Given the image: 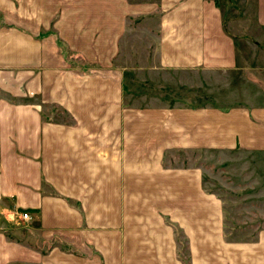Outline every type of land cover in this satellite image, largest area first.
I'll return each mask as SVG.
<instances>
[{
    "label": "crops",
    "instance_id": "0c3cea01",
    "mask_svg": "<svg viewBox=\"0 0 264 264\" xmlns=\"http://www.w3.org/2000/svg\"><path fill=\"white\" fill-rule=\"evenodd\" d=\"M43 1L0 10L42 12ZM67 2L32 34L0 23V221L17 229L0 232V264H184L177 231L187 264H264V218L232 221L202 167L207 155L243 156L245 192L228 208L263 207L264 104L147 102L174 83L184 93L245 83L250 56L217 0ZM256 11L264 42V0Z\"/></svg>",
    "mask_w": 264,
    "mask_h": 264
},
{
    "label": "rangeland",
    "instance_id": "374dc122",
    "mask_svg": "<svg viewBox=\"0 0 264 264\" xmlns=\"http://www.w3.org/2000/svg\"><path fill=\"white\" fill-rule=\"evenodd\" d=\"M15 1L17 2L20 0ZM217 2L224 12V24L227 30L230 33L242 38L240 52L242 51L243 53H246L250 56V61L248 64L250 69L241 78L245 81V83L242 84L237 78H233V85L230 90H228L226 84L222 82L218 92H214L216 90L215 87H206L204 89H208V91L201 93L181 92L179 91L178 87H176L177 84L174 83L171 87H169L170 91L164 96L160 91H158L155 94L156 98H145L147 99V102L149 100H153L154 103H159V101L163 103L165 101H171L174 103L175 100H181L185 102L189 101L194 103V101H197L202 103L211 99L214 102L216 100L220 105H232L236 103H249L250 105L264 104V60L260 61L257 55L259 52L264 53V42H262L261 36L259 35L258 22L256 19V0H217ZM67 3H69L67 0H44L41 9L42 12L32 9L30 13L26 11L4 13L0 10V23L3 22L6 23V25L13 24L15 26L24 25L22 27L29 29L30 33L32 34L33 32H36L38 28L44 30L42 26H46L50 21L54 22V20L59 19V17L62 15L61 11L63 9L65 10V8L69 6ZM57 4H59V15L53 18V10L56 9L55 6ZM34 20H38L37 23H35ZM63 50H66L65 46H63ZM123 52L124 54L122 56L121 65L130 68V65L132 64V61L130 60V56L132 54L131 50H128L125 45V51ZM73 58L74 60L71 63L76 69L81 68L80 65L76 64V60L81 64L85 63L83 60L79 59L77 55H73ZM115 64L119 65V62H115ZM115 64L112 65L115 66ZM93 65L96 66V64H92V66L85 67L95 68ZM182 75H184V73H182L181 76ZM175 76L178 78L180 73H176ZM130 78L131 77L129 75H126V80ZM204 79L205 77L201 76L198 78H192L193 81H204ZM152 86L153 84L145 87L144 90H150V92L154 94L152 91ZM57 148L66 151L64 134L59 135ZM207 153L209 152H205V154ZM217 157L218 160L214 162ZM235 159H239L241 161H234ZM248 159L250 160V158ZM246 163L247 162H244L243 156L233 158L226 156H215L214 154L207 155L202 158V167L204 170L203 176L205 186L208 188V190L214 191L215 194L222 197L223 203L226 205V214L231 216L232 221L237 223H240L241 221H247L254 224L257 219L260 222L264 218V205L261 208L260 205L255 203L256 199H251L253 203L251 205H245V207H242L241 210L240 208H236L234 210L228 208V205L233 203V201L236 204H238V202L241 203L242 198H238L236 194H239V192L242 194V192H245V190L242 189L243 183L241 181L240 175L235 171L240 170L236 169V167H240ZM229 165H231L232 168L228 171ZM50 177L58 184H60V182H63L64 184L66 183L65 178H63L61 174H50ZM224 186L228 187V190H224L227 189ZM231 194H233V196ZM249 200L250 199L246 200L244 204H247ZM257 201L259 202V200ZM261 201L262 200H260V202ZM5 206L9 207L10 205L7 204ZM0 207H4V205L0 203ZM244 216L246 217V220L245 218H242ZM261 216L262 219H260ZM9 218V216H6V218L2 219V222L0 221V232L1 230H4L6 233H10L12 230H17L13 228L14 225L10 227L9 225H6L8 223L7 219L9 220ZM260 226L261 225L259 223L253 227H250L248 233L249 236L252 235L251 232L253 229H256ZM182 255L185 257V253H182Z\"/></svg>",
    "mask_w": 264,
    "mask_h": 264
},
{
    "label": "trees",
    "instance_id": "16d2710c",
    "mask_svg": "<svg viewBox=\"0 0 264 264\" xmlns=\"http://www.w3.org/2000/svg\"><path fill=\"white\" fill-rule=\"evenodd\" d=\"M4 26H9V25H4ZM10 27V26H9ZM59 45H61V43H59ZM62 47V46H61ZM208 191H210V190H208ZM53 194H56L54 191L52 192ZM4 217H2V219H3ZM24 233H20V236L21 235H23ZM19 236V237H20ZM176 240L178 241V243L180 244V249H179V251H178V256L180 257V259L183 261V263L184 264H187V262H188V259L187 258H185L183 255H182V251H183V248H184V246H185V244H184V238L182 237V235L177 231V236H176Z\"/></svg>",
    "mask_w": 264,
    "mask_h": 264
},
{
    "label": "built area",
    "instance_id": "2783aa9c",
    "mask_svg": "<svg viewBox=\"0 0 264 264\" xmlns=\"http://www.w3.org/2000/svg\"><path fill=\"white\" fill-rule=\"evenodd\" d=\"M21 217H22L23 220H28L29 219V216H28L27 213H22Z\"/></svg>",
    "mask_w": 264,
    "mask_h": 264
}]
</instances>
